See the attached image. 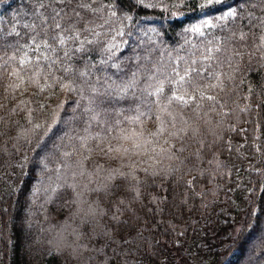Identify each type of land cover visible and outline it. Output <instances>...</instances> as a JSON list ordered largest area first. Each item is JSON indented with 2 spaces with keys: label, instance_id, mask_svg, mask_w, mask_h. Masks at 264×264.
Wrapping results in <instances>:
<instances>
[{
  "label": "trees",
  "instance_id": "1",
  "mask_svg": "<svg viewBox=\"0 0 264 264\" xmlns=\"http://www.w3.org/2000/svg\"><path fill=\"white\" fill-rule=\"evenodd\" d=\"M84 2L97 11L80 10V39L93 43L49 68L29 46L51 21L24 27L39 24L36 0H0V264H264V0ZM69 64L88 74H65ZM192 68L184 88L218 103L197 94L161 111L148 92L164 81L165 104L175 72ZM115 85L128 86L123 99L105 94ZM137 110L142 124L126 119ZM108 111L102 126L85 123ZM132 168L136 180L118 174ZM33 188L27 236L10 219L25 220Z\"/></svg>",
  "mask_w": 264,
  "mask_h": 264
},
{
  "label": "snow or ice",
  "instance_id": "2",
  "mask_svg": "<svg viewBox=\"0 0 264 264\" xmlns=\"http://www.w3.org/2000/svg\"><path fill=\"white\" fill-rule=\"evenodd\" d=\"M222 3V0H206L205 4L201 5V8H205L208 6H211L213 4H220ZM137 6H143L144 8H150L155 7V5L152 4H145L144 0H136ZM41 9L44 10H51L50 16H45L43 12H41ZM80 10H88L92 12H96L97 9H95L91 4L85 3L84 0H48L47 3L44 2V0H36V3L33 5V16L36 19H39V24L33 23V24H26L24 25L25 28L31 29L33 32H35L37 27H40L42 25L48 24L49 20L51 21L50 24H48V28L42 29L44 35L41 37L39 42H37L36 36H32V43L35 45L34 47L29 46L30 50L33 52H41V58L49 62L48 67L51 68L52 66L56 65L60 57L58 56L59 51L63 50V56L64 58L71 59V56L75 53L84 51V44H92L93 41L87 40L83 41L80 39L82 31H87L88 29L84 27L83 29L80 27L81 21L83 20V17L81 16ZM116 13L113 12L112 15H115ZM225 16L228 15H236L235 9H230L228 12L224 14ZM127 19H131V17H126ZM261 23L264 24V19H261ZM194 31H199L198 28H193ZM121 35L123 33H120ZM243 33L241 34V38H243ZM261 40L264 41V36L261 37ZM71 41L73 44L79 42V47L74 48H68L65 49V45L68 44V42ZM43 49L44 51H41ZM218 50V49H217ZM211 51V49H209ZM53 56H56V59L53 58ZM10 59H16L15 57H11ZM31 63V61L28 59L27 52H24L21 58L19 59V64L21 66ZM62 71L65 74H77L80 78H84L88 73L86 71H81L75 69L71 64L68 66L63 67ZM197 70L195 68H192L190 70H186L184 75H180L179 72H175V75L178 77V79L174 81H169L172 85H174V90L172 91V94L166 97V103H161V96L164 95L165 92V84L164 81H160L157 85L154 87V91H149L148 96H155L157 99L155 101L157 107L161 111H166L167 108L174 103H179L184 106H188L190 103H195L197 101V94L199 97V101L203 102L205 100L211 101L214 103H218L216 100V97L213 95H206L204 91H202L198 86H195L193 88V92L190 94L187 90V88H184V85L187 84L191 79V73L196 72ZM41 72L39 61H37L36 64V71L34 73V76H39ZM13 74L18 75L14 71ZM202 75V74H201ZM151 79V77H150ZM87 83V81H84ZM60 86L63 89H66L68 91H74L75 90V84L74 81H67V82H61ZM219 85H211L212 88H215ZM112 88V86H109ZM128 86H122V85H115L113 91H109L108 89L105 90V94L112 96L115 95L117 99H123L124 94L127 92ZM153 85H149V88H152ZM184 88L183 93L180 94L178 91L179 89ZM91 91L95 94L97 93V89L95 87L91 88ZM199 107V104H197ZM241 111H245V109H241ZM149 113L139 111L137 110V115L135 116H129L126 117L130 122H139L143 123L142 117L148 116ZM95 119V116L93 117ZM159 119V117H157ZM55 122V121H54ZM120 122L117 121V124ZM37 128L40 127V125H36ZM122 133V138L127 139L128 135L125 133L124 129L120 130ZM164 131V125L163 122H161V126L157 129L156 132H150L148 133L149 136H157ZM132 136H144V130L141 128V131L139 133L133 132L131 134ZM170 135L175 136V133H170ZM149 141H146V143ZM167 143V142H166ZM109 152H123L127 153V148H109ZM161 152H168V149L161 148ZM65 155H68V153H65ZM171 159V157H169ZM147 171V170H145ZM122 177H130L132 180H136V174L135 169L132 168V170L129 173H118ZM153 175H156L157 173L153 172ZM109 179H115V176H110ZM139 181H137V184ZM189 187H191V181L188 182ZM107 188V185L105 186ZM131 191H134L136 194V198L138 199L140 196V190L138 187L133 186ZM120 204H124V200L121 199ZM131 210V209H129ZM113 219L118 221V217L114 216ZM106 264V262H105Z\"/></svg>",
  "mask_w": 264,
  "mask_h": 264
},
{
  "label": "rangeland",
  "instance_id": "3",
  "mask_svg": "<svg viewBox=\"0 0 264 264\" xmlns=\"http://www.w3.org/2000/svg\"><path fill=\"white\" fill-rule=\"evenodd\" d=\"M113 113L115 114H119L120 115V110L119 109H116V110H113ZM89 114V118H87L86 122L87 124H90V123H95L96 126H102L104 124V122L106 121V116L108 114H110V111L108 112H100L98 113L96 116H95V119H93L94 115L93 114ZM34 196H35V188L32 189L31 191V195H30V200L31 202L28 204V207L24 210L25 214H26V218L25 220L23 219H19V218H16V217H12L10 219V224L11 225H15V224H18V223H24V225L26 226V233H27V236H31L32 234V227H31V220L30 218H28L30 216V208L33 207V203H32V200L34 199ZM257 264H263L262 262H258Z\"/></svg>",
  "mask_w": 264,
  "mask_h": 264
}]
</instances>
